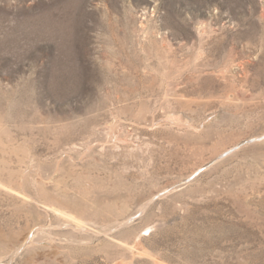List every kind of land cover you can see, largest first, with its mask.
I'll return each mask as SVG.
<instances>
[{
  "label": "rangeland",
  "instance_id": "374dc122",
  "mask_svg": "<svg viewBox=\"0 0 264 264\" xmlns=\"http://www.w3.org/2000/svg\"><path fill=\"white\" fill-rule=\"evenodd\" d=\"M0 264H264V0H0Z\"/></svg>",
  "mask_w": 264,
  "mask_h": 264
}]
</instances>
